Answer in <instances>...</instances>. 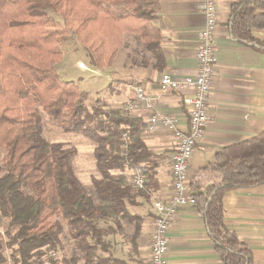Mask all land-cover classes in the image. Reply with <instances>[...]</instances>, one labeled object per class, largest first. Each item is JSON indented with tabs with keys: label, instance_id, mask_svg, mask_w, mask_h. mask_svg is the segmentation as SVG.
<instances>
[{
	"label": "trees",
	"instance_id": "obj_1",
	"mask_svg": "<svg viewBox=\"0 0 264 264\" xmlns=\"http://www.w3.org/2000/svg\"><path fill=\"white\" fill-rule=\"evenodd\" d=\"M110 1L131 12L113 16L102 8ZM152 18L140 0H0V218L6 220L0 264L7 261L6 250L13 264H58L47 254L62 249L65 226L82 264H128L113 257L106 238L122 230V220L133 226L130 242L135 247L143 219L128 206L136 196L146 197V190L158 188L162 156L143 142L147 125L140 118L102 104L87 108L86 93L73 81L60 80L55 67L62 61L66 37L82 45L97 70L112 65L125 32L139 34L159 55ZM229 26L236 41L264 47L251 35L264 29V0H236ZM44 117L94 143L101 178L91 179L93 195L71 167L76 149L43 138ZM136 168L146 180L143 190L131 183L129 173ZM263 184L264 131L220 149L189 181L193 207L222 264L253 263L251 251L224 224V194ZM107 220L114 227L99 225Z\"/></svg>",
	"mask_w": 264,
	"mask_h": 264
},
{
	"label": "crops",
	"instance_id": "obj_2",
	"mask_svg": "<svg viewBox=\"0 0 264 264\" xmlns=\"http://www.w3.org/2000/svg\"><path fill=\"white\" fill-rule=\"evenodd\" d=\"M140 1L152 11L151 26L158 37V47L154 50L159 55H155L139 34L125 32L111 66L97 70L78 59L71 68L76 69L77 63L82 62L94 70L95 75L103 77L114 93L112 108L140 118L146 125L151 113L169 115L174 119L176 128L185 132L188 117L182 104L184 94L161 91L158 80L162 73L177 78L194 75L197 33L204 24V2ZM235 1L218 0L214 32L216 66L211 81L209 119L205 135L196 144L188 161L189 181L199 169L213 162L217 151L250 140L264 131V47L243 44L232 37L229 23ZM102 8L113 16H125L131 12L130 7L114 1L104 3ZM251 35L264 44V29L252 30ZM138 87L155 99L152 110L136 104L135 89ZM129 103L135 104V107L125 111ZM142 140L154 154L161 155L162 160L156 169L158 188L155 191L146 190V197L136 196L128 206L130 213L143 219L135 247L132 246L130 253L123 257L113 255L128 264H149L153 203L165 201L171 195V156L178 144L177 138L162 127L153 132L145 130ZM222 206L226 228L251 251L252 264H264V184L226 192ZM167 240L166 264H222L209 239L203 218L192 206L179 209L168 229Z\"/></svg>",
	"mask_w": 264,
	"mask_h": 264
},
{
	"label": "built area",
	"instance_id": "obj_3",
	"mask_svg": "<svg viewBox=\"0 0 264 264\" xmlns=\"http://www.w3.org/2000/svg\"><path fill=\"white\" fill-rule=\"evenodd\" d=\"M204 24L197 33V49L195 53L196 71L194 75L182 78L162 73L158 80L161 91H171L184 94L182 104L186 108L188 127L185 132L179 131L174 119L169 115L151 113L148 117L147 131L153 132L158 127L164 128L177 138L178 144L171 156L170 174L172 177V191L170 197L153 203L154 216L151 223L149 239V264H166L165 257L168 253L167 232L183 206H192L193 198L189 191V177L187 172L188 161L196 144L204 137L208 123V104L211 92V81L215 72L216 56L214 32L217 26L218 0H203ZM79 68L91 71L84 63H79ZM136 104L144 109L152 110L155 99L144 93L143 89H135ZM135 104H127L125 111L131 110ZM125 135L122 136L124 140ZM145 177L141 168L132 171L131 183L136 189L143 190ZM7 264H10L7 262Z\"/></svg>",
	"mask_w": 264,
	"mask_h": 264
},
{
	"label": "rangeland",
	"instance_id": "obj_4",
	"mask_svg": "<svg viewBox=\"0 0 264 264\" xmlns=\"http://www.w3.org/2000/svg\"><path fill=\"white\" fill-rule=\"evenodd\" d=\"M60 48L66 56L63 58V60L65 59L64 62L62 60L63 63L55 67L60 80L73 81L80 91L86 93L84 105L87 108H91L97 104L111 107L113 104L114 93L103 77L95 75L94 70L91 68V71L80 69L79 63L81 62L77 63L78 69L71 68L72 63L78 59H82L87 64H90V59L82 48V45L76 41L74 37H66L61 40ZM61 70H63V73ZM41 129L43 138L48 142H60L64 146H71L76 149V154L70 160L71 167L80 184L86 188L88 193L93 195L91 179L101 178L93 157V149L95 147L94 143L79 133L64 132L56 125L47 122L45 117L42 121ZM3 155V149H0V174L3 167ZM5 223L6 220L0 218V236L4 242L5 235L3 233ZM99 225L102 227H114L110 220L101 221ZM119 225L122 230L118 231V233L115 235L107 237L106 240L110 244L109 252L117 257H123L130 253V248L132 247L130 235L132 233L133 226L122 220H119ZM61 244L62 249L57 250L52 254L48 253L47 257L51 256V258H56V260L59 262L58 264L83 263V257L81 253L74 248L66 226L64 228V233L61 236ZM5 254L7 256V261L4 264H7V262L13 264L9 258L10 252L6 250Z\"/></svg>",
	"mask_w": 264,
	"mask_h": 264
}]
</instances>
